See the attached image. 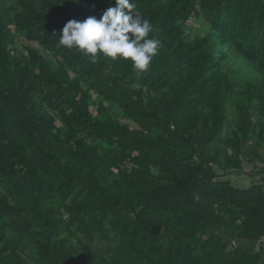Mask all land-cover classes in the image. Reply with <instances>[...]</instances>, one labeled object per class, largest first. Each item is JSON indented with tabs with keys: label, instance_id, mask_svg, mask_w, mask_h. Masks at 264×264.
I'll list each match as a JSON object with an SVG mask.
<instances>
[{
	"label": "trees",
	"instance_id": "obj_1",
	"mask_svg": "<svg viewBox=\"0 0 264 264\" xmlns=\"http://www.w3.org/2000/svg\"><path fill=\"white\" fill-rule=\"evenodd\" d=\"M135 3L160 41L142 74L59 45L112 0H0V264H264L242 245L264 234L263 185L213 167L264 165V0ZM232 59L260 79L238 90Z\"/></svg>",
	"mask_w": 264,
	"mask_h": 264
},
{
	"label": "clouds",
	"instance_id": "obj_2",
	"mask_svg": "<svg viewBox=\"0 0 264 264\" xmlns=\"http://www.w3.org/2000/svg\"><path fill=\"white\" fill-rule=\"evenodd\" d=\"M112 2L114 6L99 17L69 20L60 32L59 45L81 51L92 62L98 54L113 60H130L137 74H142L157 55L160 41L150 37L152 24L137 10L135 0ZM73 3L79 4L80 0Z\"/></svg>",
	"mask_w": 264,
	"mask_h": 264
},
{
	"label": "rangeland",
	"instance_id": "obj_3",
	"mask_svg": "<svg viewBox=\"0 0 264 264\" xmlns=\"http://www.w3.org/2000/svg\"><path fill=\"white\" fill-rule=\"evenodd\" d=\"M19 33H15V44L17 47L21 46V49H25V47L29 48H38L48 59H52V55L50 53H47L42 47H39L36 43L30 42V41H25L22 37V35H18ZM225 70L228 73L229 80L235 81V86L238 88V90H243L245 89L246 82H253L255 80L260 79L261 74L260 71L258 70V62L257 60L252 61V60H246V59H232L230 60L226 66ZM243 87V89L241 88ZM250 91L254 90V87L249 88ZM254 92V91H253ZM96 96L92 92L91 94V102H94L93 105H91V110L96 113ZM236 110L234 107H229L228 109V117L227 120L224 124L221 136L222 138L232 136L235 131V124H236ZM119 120L122 122L124 119L122 117H119ZM129 122V121H127ZM130 125L132 126L133 123L129 122ZM219 146L220 149H223L224 144L219 142L213 144V146L210 148V154H214L215 146ZM226 150V151H225ZM225 150H221L218 152V158L221 162V164H224L225 161V156L231 153V148L227 147ZM263 152V151H262ZM214 169L217 171L219 174L220 178L224 179H229L231 183L234 185H237L238 187H248L249 184H252L254 182H257L260 178V175H262V170H264V165L260 164L258 168H254L252 164L248 160H244L242 163V167L238 170L234 169H227L223 170L221 168H218V166L214 165ZM261 168V169H260ZM155 171V169H154ZM264 174V173H263ZM93 249L96 252V254H101L105 248H106V243L103 241H100L99 239H95L92 243Z\"/></svg>",
	"mask_w": 264,
	"mask_h": 264
},
{
	"label": "built area",
	"instance_id": "obj_4",
	"mask_svg": "<svg viewBox=\"0 0 264 264\" xmlns=\"http://www.w3.org/2000/svg\"><path fill=\"white\" fill-rule=\"evenodd\" d=\"M252 166L254 168H258L260 166V162L258 161H254L252 163ZM262 175H260V178H259V183L261 185H263L264 187V178L261 177ZM234 245H232L231 247H233ZM264 250V234L261 235L256 241H255V245L253 247V251L257 254H261Z\"/></svg>",
	"mask_w": 264,
	"mask_h": 264
},
{
	"label": "crops",
	"instance_id": "obj_5",
	"mask_svg": "<svg viewBox=\"0 0 264 264\" xmlns=\"http://www.w3.org/2000/svg\"><path fill=\"white\" fill-rule=\"evenodd\" d=\"M250 185V184H249ZM237 186V185H236ZM242 245H244V246H249V247H251V248H253L254 247V245H255V242H250V243H248V242H242ZM260 256L264 259V250H263V252L260 254Z\"/></svg>",
	"mask_w": 264,
	"mask_h": 264
}]
</instances>
